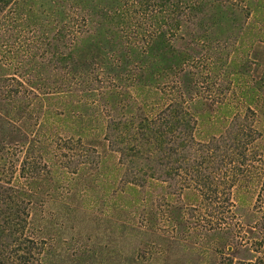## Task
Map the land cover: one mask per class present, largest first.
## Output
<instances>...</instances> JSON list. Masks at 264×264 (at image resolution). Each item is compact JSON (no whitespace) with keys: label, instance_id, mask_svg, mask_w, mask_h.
I'll return each mask as SVG.
<instances>
[{"label":"rangeland","instance_id":"374dc122","mask_svg":"<svg viewBox=\"0 0 264 264\" xmlns=\"http://www.w3.org/2000/svg\"><path fill=\"white\" fill-rule=\"evenodd\" d=\"M44 1L14 2L0 14V76L11 79L7 94L15 88L24 97L1 106L0 118L18 121V137H28L23 152L0 148V177L10 163L18 170L15 179L26 166L27 176L18 181L33 182L30 227L44 241L41 263L264 264V13H258L264 1L256 8V0H240L252 9L240 20L247 36L212 38L187 61L196 89L186 92L184 112L194 129L189 152L169 156L191 167L172 179L165 174L170 164L146 162L131 146L121 152L129 141L107 126L137 115L140 106L157 112L185 92L170 75L154 83L158 88H145L140 61L138 76H128L134 62L126 56L127 42L155 33L149 13L133 16V7L130 16L123 14L115 38L122 43L112 49L102 40L105 12L90 6L63 17L60 8L41 7ZM90 29L94 46L76 58L77 74L89 82L81 86L74 67L50 63L48 44L57 43L54 34L75 43ZM191 41L189 50H198ZM64 43L61 37V50ZM40 88L55 93L43 96L35 91ZM113 95L124 98L122 113ZM108 132L122 143L108 146ZM231 138L236 145L228 149ZM146 166L153 168L147 175ZM198 175L205 178L198 181Z\"/></svg>","mask_w":264,"mask_h":264},{"label":"trees","instance_id":"16d2710c","mask_svg":"<svg viewBox=\"0 0 264 264\" xmlns=\"http://www.w3.org/2000/svg\"><path fill=\"white\" fill-rule=\"evenodd\" d=\"M16 1L0 0V14ZM35 1L20 0L19 2L35 4ZM256 1L258 2L256 8H258L264 0ZM19 2H16V4ZM41 3V7L47 5V7L51 6L52 9L56 7L60 8V14L63 17L67 13L72 14L78 10L80 14H83V12L89 11L90 6L95 10H102V12H105L103 13L105 20L103 23H100L102 40L104 44L112 49L119 43H122L115 40V38L122 33L120 25L122 24L121 19L123 14L130 16L129 11L133 7L137 8L133 16L141 14L146 17V14L149 13L150 19L156 27L155 33L144 36L147 39H137L127 42L129 44L127 49H129L130 53L126 56L131 55L128 58L132 57L134 62L133 68L128 72V76H138V61H140L143 63H139V65L143 66V71L139 73L141 75L140 81L145 88H158L154 83L161 84L163 83L161 81L170 75L172 78L178 77L180 80L179 84H183L185 92L178 95L175 99L171 97L172 99H169V103L167 102L168 104H163L161 107L159 106L157 112L146 113L145 108L140 106L137 115L131 116L127 114L128 118L126 119L120 116L118 120H109L107 121V126L109 132L116 134L121 140L129 141V143L124 142L125 146L119 148L121 152L125 151L126 146H131L132 149L136 150V156L144 158L146 162L170 164L165 172L169 179L178 176L179 170L191 167L185 161V158L180 159V156H173V158L169 156L171 151L177 152L179 149L189 152L190 146L187 145V138L190 134L189 132L194 129L192 128L194 124L191 121V114L186 111L184 112L187 107L185 98L188 95L186 92L196 89L192 86L194 73L185 68L187 61L192 53L195 54L203 49L204 46L201 44H205L212 38L220 39L221 37H225L224 41L229 42L232 35L242 34L247 36L243 33L247 30V27H243L242 21L243 19L246 20L252 9L250 7L243 8L240 0H46ZM64 8L67 12H65ZM262 12L264 13V9H261L258 13L261 14ZM115 17L118 20L114 21ZM124 21L127 22V20ZM112 22L115 25H112ZM232 29L236 33H233ZM109 33L111 37L113 35V42L106 40ZM54 35L56 36L54 41L57 43L48 44L49 52H53L50 57V63L53 66L56 65L64 68L72 66L75 72L76 68L80 70L79 64H76V58L83 59V50L89 46H94V43L90 40L92 36L91 29L83 33V37L77 38L75 43H72V40L65 39V36L62 34ZM61 37L66 42L64 43L63 50L59 47ZM237 38L240 37H236L235 39ZM188 40H192L191 42L196 41L197 44L195 46L198 50H189ZM136 41H141V43L133 46V43H136ZM72 48L74 52L68 50ZM65 50L69 52L63 53ZM74 76L81 79V83H78V85L85 86V83L89 84L83 78L81 72H78V74L76 72ZM9 81H11L10 78L6 79L4 76H0V107L3 105L7 107V102L11 98H13L14 102L24 99V97L20 96L19 90L15 88L7 94L5 88H7ZM168 82H170L169 78H167L166 84ZM67 83L71 84L70 82ZM35 91H39L38 94L47 97L55 93L53 92L54 90L45 88L44 90L40 88ZM113 96L115 100L112 103L117 101L114 108L119 109L124 98L119 99V96ZM107 104L109 105V102H106ZM134 104L138 105V102ZM122 109L123 106L120 108V113H122ZM263 109L262 107L260 110ZM0 121H2L0 129V148L3 149L2 152L4 153L10 148L23 152L27 146L28 137L27 135L18 137L23 131L22 127L18 125V121L12 119L2 120V118H0ZM4 127L6 130H3ZM109 132L106 138L108 146L114 147L122 143L115 138L113 140ZM227 141L228 149L230 146L236 145L233 138ZM239 143L243 146L245 145L241 140ZM237 147L240 148V144ZM166 156L172 158L168 163L164 160ZM12 164L10 163L7 171L5 173L2 172L4 175L0 177V264H42L41 262H43V257L45 256L43 254L45 251L44 241L42 238L37 237V234H34L36 233V228L33 227L31 229L30 227L31 215L35 211V202L32 200L34 192L31 189L33 182L18 181V179H23L25 175L27 176L26 166L21 170L18 179H15L14 175H16V171L18 170L13 169ZM202 164V162H199L197 167L200 168ZM152 169L151 166H146L145 174L147 175ZM214 173L215 171L207 177L210 178ZM150 177H155V174H150ZM198 177H200L197 178L198 181H202L205 178L199 175ZM23 245L25 246L23 247Z\"/></svg>","mask_w":264,"mask_h":264}]
</instances>
